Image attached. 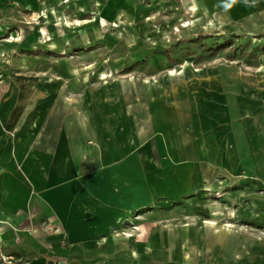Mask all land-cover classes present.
Returning a JSON list of instances; mask_svg holds the SVG:
<instances>
[{"label": "crops", "instance_id": "1", "mask_svg": "<svg viewBox=\"0 0 264 264\" xmlns=\"http://www.w3.org/2000/svg\"><path fill=\"white\" fill-rule=\"evenodd\" d=\"M58 1L0 0L3 252L21 264H264V0L248 13L213 0L199 24L258 41L247 69L178 68L124 34L90 37L103 46L83 53L64 15L52 42L5 38Z\"/></svg>", "mask_w": 264, "mask_h": 264}, {"label": "rangeland", "instance_id": "2", "mask_svg": "<svg viewBox=\"0 0 264 264\" xmlns=\"http://www.w3.org/2000/svg\"><path fill=\"white\" fill-rule=\"evenodd\" d=\"M45 1L38 0V4L43 7ZM48 1L55 3V0ZM130 1L134 5L138 3V10L134 12L126 11V13L121 11V8L126 10L129 6L126 4V0H79L81 4H86L85 7H82L84 5L77 3L76 0H59L58 3L63 5L60 11L57 10L58 8L55 11H34L33 14L30 13L31 15L27 16L26 27L17 24L6 33L5 38L7 40L13 38V40L20 43H23L25 39L32 38L37 45L52 42L56 34L58 36L63 34L53 19L64 15L68 19L77 20L75 23L79 28L77 27L76 30L81 35L80 39L82 41L79 40V43H81L80 47L83 53L93 49L90 47L99 48L103 46L89 44L90 37L103 42L106 39L105 37L113 39L124 34L134 40L136 45L143 50L142 53L146 55L149 53L152 55L153 51L157 49H162V51L166 49L167 54L172 57L169 58L171 63H173L172 60L181 62L178 68H183L186 63H189L191 69H198L206 63L216 65L218 63H230L232 60H238L242 69L259 66V59L263 54L259 53V48L256 49L255 47L258 41L233 38L223 30L201 28L202 22L210 20L207 11L208 8H211V1L213 0ZM244 2L247 6H244L242 10L248 13L250 12L248 6L252 4L255 6L256 3L259 7L260 4L257 3H262V0H244ZM200 7L204 8L203 13L200 12ZM214 12L213 10L211 13L213 19L216 13ZM52 13L53 15H51ZM23 14V12H20V15ZM85 19L92 23V28L89 30L91 34L85 32L81 27L85 24ZM263 22L262 19L258 21V23ZM75 23L72 25H75ZM150 27L153 30L159 29L161 34L153 36V30L146 29ZM76 30L72 35L77 34ZM148 36L151 38L149 40L144 39V44H141L142 37ZM66 40L70 42L69 46L76 49V43L72 45L71 39ZM116 47L118 48L115 51L116 53L119 51L123 55H131L130 52L126 53L121 47ZM142 53H140V56L144 55ZM162 60L165 61L163 57ZM26 64L30 67L29 63ZM161 66L163 68L166 65L162 64ZM16 67L23 68L24 65L18 64ZM246 72L254 73V71ZM16 73V71H13L14 75ZM33 75L35 78L37 77L38 81L39 74H37V71ZM19 76L17 75L16 78ZM257 77L258 80L264 79V76L261 75H257ZM21 82L24 83L23 80Z\"/></svg>", "mask_w": 264, "mask_h": 264}, {"label": "built area", "instance_id": "3", "mask_svg": "<svg viewBox=\"0 0 264 264\" xmlns=\"http://www.w3.org/2000/svg\"><path fill=\"white\" fill-rule=\"evenodd\" d=\"M0 264H21L15 255H8L3 252L2 242L0 240Z\"/></svg>", "mask_w": 264, "mask_h": 264}, {"label": "bare ground", "instance_id": "4", "mask_svg": "<svg viewBox=\"0 0 264 264\" xmlns=\"http://www.w3.org/2000/svg\"><path fill=\"white\" fill-rule=\"evenodd\" d=\"M51 15H53V13H52ZM11 40L13 41V38H12ZM190 67H191V66H190L189 63H186V64L183 66L184 69H189ZM257 73L264 75V66H263L261 69H259V71H257Z\"/></svg>", "mask_w": 264, "mask_h": 264}]
</instances>
